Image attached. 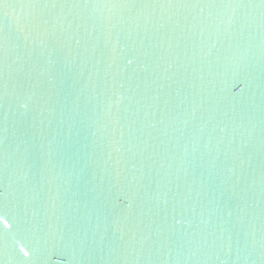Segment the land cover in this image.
Returning a JSON list of instances; mask_svg holds the SVG:
<instances>
[{"label": "water", "instance_id": "obj_1", "mask_svg": "<svg viewBox=\"0 0 264 264\" xmlns=\"http://www.w3.org/2000/svg\"><path fill=\"white\" fill-rule=\"evenodd\" d=\"M0 264H264V0H0Z\"/></svg>", "mask_w": 264, "mask_h": 264}]
</instances>
